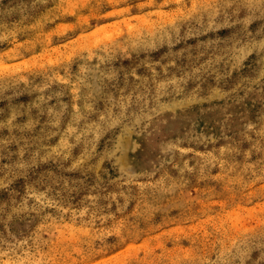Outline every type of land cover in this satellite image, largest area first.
Instances as JSON below:
<instances>
[{"label":"rangeland","instance_id":"rangeland-1","mask_svg":"<svg viewBox=\"0 0 264 264\" xmlns=\"http://www.w3.org/2000/svg\"><path fill=\"white\" fill-rule=\"evenodd\" d=\"M0 264H264V0H0Z\"/></svg>","mask_w":264,"mask_h":264}]
</instances>
